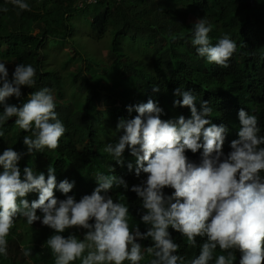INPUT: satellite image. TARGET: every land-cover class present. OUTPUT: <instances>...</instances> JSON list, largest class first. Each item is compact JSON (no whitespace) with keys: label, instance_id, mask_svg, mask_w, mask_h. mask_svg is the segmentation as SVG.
Returning <instances> with one entry per match:
<instances>
[{"label":"clouds","instance_id":"clouds-1","mask_svg":"<svg viewBox=\"0 0 264 264\" xmlns=\"http://www.w3.org/2000/svg\"><path fill=\"white\" fill-rule=\"evenodd\" d=\"M21 10H30L24 0H11ZM7 11V8L4 9ZM192 45L201 57L220 67H229V60L237 48L236 42L224 35L213 45L212 30L205 19L193 25ZM36 69L31 65L16 64L11 73L0 62V126L15 117V124L31 136L23 137L27 153L6 148L0 154V255L7 256V237L17 217L26 218L28 225L41 222L53 230L46 246L55 257V264H140L145 251L151 257L148 264H234L240 253L239 264H264V136L259 135L258 117L244 108L238 112V138L230 142V151L224 152L228 129L210 119L213 111L209 101H201L182 88L174 95V107L190 109V118L180 115L162 119L164 109L149 99L135 106L134 118H120L118 142L109 143L105 151L123 166V154L129 150L135 157V176L141 172L147 178L133 185L131 191L142 201L141 221L148 225L141 232L129 224V207L114 202L109 190L114 186L129 190L128 183L114 174L97 172V186L90 195H67L74 181L64 179L57 183L55 169L50 165L47 178L25 166H19L26 154L47 148L56 150L66 128L58 119L56 104L50 89L42 88L29 95L22 105L10 104L9 98L19 100L22 87L32 88ZM159 86L153 88L158 92ZM129 112L132 108L129 107ZM3 132H0V136ZM202 150V151H201ZM186 151L200 152V162L190 161ZM133 170V164H127ZM114 172V169H113ZM165 188L174 189L166 195ZM65 195L57 199L55 190ZM38 193V199L29 200L28 194ZM37 210L41 215L37 214ZM186 237L190 247L197 246V238L204 240L199 255L185 260L177 254L180 245L169 229ZM83 229L80 239L74 232L67 237L66 230ZM151 239L152 245L142 250L138 241ZM25 257L31 249L22 248ZM86 253V254H85Z\"/></svg>","mask_w":264,"mask_h":264},{"label":"trees","instance_id":"trees-1","mask_svg":"<svg viewBox=\"0 0 264 264\" xmlns=\"http://www.w3.org/2000/svg\"><path fill=\"white\" fill-rule=\"evenodd\" d=\"M24 2L30 10L19 9L11 0H0V62L9 66H33L36 83L32 88L22 87L21 98L12 97L8 102L19 106L27 101L31 93L44 86L55 87V111L66 132L56 150L45 148L24 155L19 164L22 173L23 168L28 166L37 174L43 172L47 178V169L51 165L55 169L57 183L64 179L75 182L67 195L75 196L77 201L84 195H90L97 186V172L121 177L128 183L129 190L114 186L108 194L114 202L129 207L130 226L135 228L138 225L144 232L149 226L141 221L142 201L130 189L145 180L147 174L141 172L140 177L135 176V157L129 150L126 149L121 158L124 159L123 166L105 151L106 145L118 142L122 135L116 130L120 118H134L137 115L135 106L147 103L149 99L164 109L162 119H174L180 115L190 118L189 108L174 107L173 104L174 100L182 99L174 95V90L182 88L197 97L198 109L201 101H209L213 109L210 116L212 123L228 129L224 143L226 154L231 150L230 142L238 138V112L241 108L257 115L259 135L264 136V0H98L95 5L84 8L80 7L82 0ZM5 8L7 11H4ZM77 15L82 21L88 20L82 23L85 27L80 32H86L84 39L100 42L111 36L108 55L114 63L110 73L103 77L87 76L84 68L78 66L69 72L75 78V99L85 98L65 104L61 101L65 97L62 93L64 86L58 75L42 68V49L49 38L68 39L76 29L73 18ZM189 16L207 21L212 29L209 38L213 45L224 35L236 42L237 48L228 62L229 67L209 63L206 57L198 55L191 43L194 23L188 22ZM128 43L140 45V54L127 50L125 45ZM75 50L81 51L80 47ZM129 51L138 55L137 58L131 60ZM81 56L78 62L82 61ZM13 71H9L10 78ZM104 77L114 81L120 78L123 80L121 86L128 88L123 91L108 84L104 86ZM93 80L102 82L94 83ZM157 85L160 90L154 92L153 88ZM101 108L105 110L101 111ZM15 119L10 118L0 126V132H3L0 154L8 147L27 153L23 137L31 136L32 132L20 129ZM186 155L190 161L200 162V152L193 154L186 151ZM128 163L133 164L131 172L127 168ZM261 175L264 176V172ZM164 192L171 195L174 189L165 188ZM55 196L61 200L66 198L58 189ZM26 198L31 202L38 199V193H30ZM37 214L41 215L39 210ZM19 222L28 225L22 216L15 221ZM169 231L180 245L178 255L185 260L199 255V246L204 242L202 238H197L196 247H190L186 237L171 228ZM13 242L15 240H9L8 247ZM39 242L35 245L36 249L30 248L34 264H48L47 259L55 260L51 249L46 246V240ZM138 242L142 244V250L152 245L151 239ZM24 246L30 247L29 244ZM220 254L225 253L217 248L210 264H215V256ZM238 254L234 251V255ZM12 258L0 255V264H24L23 261L17 262L16 258L12 262ZM150 259L145 251V259L140 264H148Z\"/></svg>","mask_w":264,"mask_h":264},{"label":"rangeland","instance_id":"rangeland-1","mask_svg":"<svg viewBox=\"0 0 264 264\" xmlns=\"http://www.w3.org/2000/svg\"><path fill=\"white\" fill-rule=\"evenodd\" d=\"M188 22L195 23L197 21L195 16H189ZM73 21L76 23V29L72 31L71 36L68 39H47L45 44L43 45L42 49V68L48 73H56L59 77V81L61 82L62 86V93H64V100H61L65 104L75 103L79 102L85 97L76 98L75 99V84L74 80L72 78V75H69V72L74 71V69L78 67H83L84 74L87 76H90L93 74L94 76L103 77L110 73L113 65V60L108 55L110 49H111V36L105 37L100 42H93L91 40H86V32L81 34V29L84 27L82 26V23H87L88 20L82 21L79 16H74ZM37 31H35L34 34H36ZM74 43V44H73ZM75 45V49L78 50V47H80L81 51L76 52V50L73 48ZM80 45V46H79ZM125 48L127 50H132L133 52H137L140 54V45L136 44H126ZM84 52L85 54H82ZM130 52V51H129ZM83 56L82 61L78 62L79 56ZM81 56V57H82ZM138 55H135L134 53H129V58L131 60H134L137 58ZM145 58V57H143ZM77 62V63H76ZM98 62H102L101 65L98 64ZM3 63V62H2ZM76 64V65H75ZM7 69L10 68V70H14V65H7L5 63ZM116 67V66H115ZM117 68V67H116ZM8 70V71H10ZM117 77V75H116ZM104 86L108 84L109 87H114L118 90L126 91L125 88L128 87H122L120 78H117L114 80H109L107 78H103ZM93 82H102V80H93ZM44 88H48L51 91V94L54 96V99L56 101V88H50L47 86H44ZM105 88V87H104ZM75 99V100H74ZM60 101V100H59ZM76 107V104H74ZM101 111L105 110V108H101ZM83 229H70L66 230L63 235L67 237L70 232H74L78 238L82 239L84 234ZM53 230L50 229L47 226L42 225L41 222L37 221L34 222L33 225H24L21 222L15 223L13 228L11 229L10 235L6 238L7 242L9 240H15V242L12 243L11 247L7 246V257L8 258H16L17 262L23 261L24 264H34V261H32L31 255L28 257H25L23 255L22 248L29 249L33 247L35 248V245L38 244L40 240H46L53 235ZM41 244V242H39ZM24 244H29V246H24ZM11 254L12 257L10 255ZM86 254V253H85ZM237 259L234 261V264H239V258L240 253L236 256ZM13 258L11 259L12 262ZM48 264H55V260L53 259H47ZM128 261H125L124 264H128ZM45 264V263H44ZM47 264V263H46ZM73 264H81L80 260H77L73 262Z\"/></svg>","mask_w":264,"mask_h":264},{"label":"built area","instance_id":"built-area-1","mask_svg":"<svg viewBox=\"0 0 264 264\" xmlns=\"http://www.w3.org/2000/svg\"><path fill=\"white\" fill-rule=\"evenodd\" d=\"M98 0H82L80 7L95 5ZM116 2H121V0H115Z\"/></svg>","mask_w":264,"mask_h":264}]
</instances>
